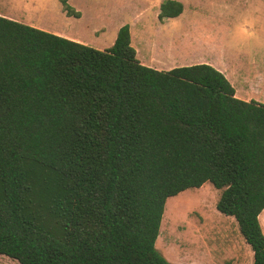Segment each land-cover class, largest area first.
Segmentation results:
<instances>
[{
	"label": "trees",
	"instance_id": "obj_1",
	"mask_svg": "<svg viewBox=\"0 0 264 264\" xmlns=\"http://www.w3.org/2000/svg\"><path fill=\"white\" fill-rule=\"evenodd\" d=\"M206 182L264 264V103L208 63L145 65L128 24L98 49L0 14V254L175 264L156 247L166 201Z\"/></svg>",
	"mask_w": 264,
	"mask_h": 264
},
{
	"label": "rangeland",
	"instance_id": "obj_2",
	"mask_svg": "<svg viewBox=\"0 0 264 264\" xmlns=\"http://www.w3.org/2000/svg\"><path fill=\"white\" fill-rule=\"evenodd\" d=\"M164 1L69 0L80 12L75 16L61 0H0V14L98 49L113 45L120 27L128 24L137 57L159 70L214 61L264 71V0H179L183 12L160 19ZM230 75L241 93L248 91L242 74ZM259 84L260 94L251 91L264 99V81ZM220 193L206 182L167 199L156 247L169 261L253 264V251L235 218L216 207ZM0 264L20 263L0 254Z\"/></svg>",
	"mask_w": 264,
	"mask_h": 264
},
{
	"label": "crops",
	"instance_id": "obj_3",
	"mask_svg": "<svg viewBox=\"0 0 264 264\" xmlns=\"http://www.w3.org/2000/svg\"><path fill=\"white\" fill-rule=\"evenodd\" d=\"M210 64H212L214 67H216L217 69H219L220 71H222L226 75V77L229 79V81L235 87L236 96L237 97H239L241 99H244V100H252V99H254L256 101L264 103V99L263 98L256 99L257 98L256 93L254 91H251V90H256L260 94V88L261 87H260L259 82L264 81V71H262V72L256 71L255 72L253 70L252 66H249V65H247V66L236 65L235 67H233L231 69V68L227 67L223 62L215 63L214 61H211ZM252 72H255L253 74L254 77L248 76V74H250ZM232 73H235L236 75L242 74L240 79H241L242 83L245 84V87H246V89H248V91L247 90H243L242 93H241V91L236 87V85L234 83V80H233V78L230 75ZM243 89H245V88H243ZM263 215H264V209H263V211L261 212V214L259 216V220H260L262 229L264 228V225H263V222H262ZM263 231H264V229H263Z\"/></svg>",
	"mask_w": 264,
	"mask_h": 264
},
{
	"label": "bare ground",
	"instance_id": "obj_4",
	"mask_svg": "<svg viewBox=\"0 0 264 264\" xmlns=\"http://www.w3.org/2000/svg\"><path fill=\"white\" fill-rule=\"evenodd\" d=\"M165 215H166V213H165ZM262 222H263V225H264V215H263V217H262Z\"/></svg>",
	"mask_w": 264,
	"mask_h": 264
}]
</instances>
